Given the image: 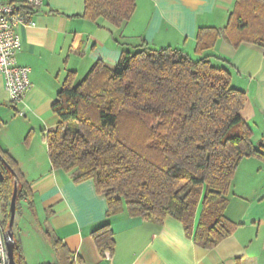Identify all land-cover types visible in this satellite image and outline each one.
Segmentation results:
<instances>
[{
	"label": "trees",
	"instance_id": "1",
	"mask_svg": "<svg viewBox=\"0 0 264 264\" xmlns=\"http://www.w3.org/2000/svg\"><path fill=\"white\" fill-rule=\"evenodd\" d=\"M134 10L135 0H85L83 16L110 30ZM220 35L234 46L264 47V0H236L223 29L198 28L196 57L141 42L122 50L113 66L95 61L76 84L67 79L58 91L51 109L59 122L45 137L52 167L70 172L75 182L91 179L105 197L107 217L124 209L154 222L171 216L205 249L235 227L224 212L237 165L264 151V142L253 144L242 114L245 92L231 85L227 68L202 54ZM0 154L8 212L15 177L16 210L23 200L30 204L31 195L13 160ZM3 225L7 229V220ZM92 237L101 255L112 253L109 223ZM52 246L58 264H80L58 240ZM14 259L23 264L16 240Z\"/></svg>",
	"mask_w": 264,
	"mask_h": 264
},
{
	"label": "crops",
	"instance_id": "2",
	"mask_svg": "<svg viewBox=\"0 0 264 264\" xmlns=\"http://www.w3.org/2000/svg\"><path fill=\"white\" fill-rule=\"evenodd\" d=\"M5 1L31 13V23L16 28L21 40L16 63L30 68L31 88L22 101L11 103L0 76V149L29 187L31 202L21 201L18 209L25 218L31 215L28 222L37 234L30 242L35 245L33 264H58L54 240L80 264H107L92 237L104 223L113 232L114 264H264V151L237 165L224 212L235 227L215 247L205 249L186 237L171 216L154 222L124 209L107 217L105 197L93 181L75 182L70 172L53 168L45 140L59 122L51 106L67 79L76 84L97 60L113 66L122 50L141 42L179 47L196 57L198 28L223 29L236 0H135L131 18L110 30L83 16L85 0H44L37 8L25 0ZM202 54L227 68L231 85L245 92L242 114L251 140L255 145L264 142V47L248 42L234 46L220 35ZM18 234L14 239L26 263V241ZM38 239L49 247L45 259L32 242Z\"/></svg>",
	"mask_w": 264,
	"mask_h": 264
},
{
	"label": "built area",
	"instance_id": "3",
	"mask_svg": "<svg viewBox=\"0 0 264 264\" xmlns=\"http://www.w3.org/2000/svg\"><path fill=\"white\" fill-rule=\"evenodd\" d=\"M43 2L44 0H25L31 8H37ZM30 23L29 16L22 13L18 6L12 2L0 0V76L11 103L22 101L31 88L30 68L16 63V54L21 49V40L16 34V28L21 24ZM20 114L23 113L20 112ZM6 237V229L0 221V264H5L7 261ZM102 256L107 264H114L109 250H105Z\"/></svg>",
	"mask_w": 264,
	"mask_h": 264
},
{
	"label": "rangeland",
	"instance_id": "4",
	"mask_svg": "<svg viewBox=\"0 0 264 264\" xmlns=\"http://www.w3.org/2000/svg\"><path fill=\"white\" fill-rule=\"evenodd\" d=\"M23 206V205H22ZM20 204V208L22 207ZM9 214L7 212V202L5 199V192H4V187L0 184V221L1 224L3 225V222H6L7 220V226H8V220H9V216L7 218V215ZM31 217V215H27L26 218L22 215H20L19 213V209L15 212V217L13 220V226H12V231L14 233V237L18 238L19 237V232H21L22 235V239L26 241V243H24L25 245V252L27 255V259L28 261L26 263L23 264H33L36 261V258L34 257V249H35V245H30L31 242V236H37V234L35 233V229H33L29 222L28 219ZM4 227V225H3ZM35 238V237H34ZM34 242L39 248L42 249V256L45 259V257H47L46 255L49 254V247L48 245L43 241V240H39L37 241H32ZM21 253L23 256V252H22V248H21Z\"/></svg>",
	"mask_w": 264,
	"mask_h": 264
},
{
	"label": "water",
	"instance_id": "5",
	"mask_svg": "<svg viewBox=\"0 0 264 264\" xmlns=\"http://www.w3.org/2000/svg\"><path fill=\"white\" fill-rule=\"evenodd\" d=\"M0 160L4 163V160L0 154ZM8 170H11L8 167ZM4 177L3 173L0 169V184L3 182ZM16 198H17V178H14L13 182V190H12V195L8 207V212H9V220H8V226L6 229V240H7V261L5 264H17V262L14 259V235L12 231V226H13V220L15 217V212H16Z\"/></svg>",
	"mask_w": 264,
	"mask_h": 264
}]
</instances>
